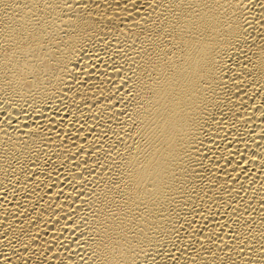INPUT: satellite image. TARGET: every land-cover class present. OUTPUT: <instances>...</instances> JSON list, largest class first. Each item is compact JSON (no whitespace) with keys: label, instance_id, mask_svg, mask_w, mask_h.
<instances>
[{"label":"bare ground","instance_id":"6f19581e","mask_svg":"<svg viewBox=\"0 0 264 264\" xmlns=\"http://www.w3.org/2000/svg\"><path fill=\"white\" fill-rule=\"evenodd\" d=\"M0 264H264V0H0Z\"/></svg>","mask_w":264,"mask_h":264}]
</instances>
